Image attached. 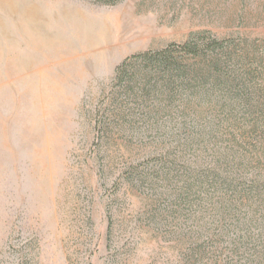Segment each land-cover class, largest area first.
Instances as JSON below:
<instances>
[{
    "label": "rangeland",
    "instance_id": "rangeland-1",
    "mask_svg": "<svg viewBox=\"0 0 264 264\" xmlns=\"http://www.w3.org/2000/svg\"><path fill=\"white\" fill-rule=\"evenodd\" d=\"M201 30L263 43L264 0H0V264H264V192L188 190L163 156L210 151L112 99L125 59Z\"/></svg>",
    "mask_w": 264,
    "mask_h": 264
},
{
    "label": "trees",
    "instance_id": "trees-1",
    "mask_svg": "<svg viewBox=\"0 0 264 264\" xmlns=\"http://www.w3.org/2000/svg\"><path fill=\"white\" fill-rule=\"evenodd\" d=\"M112 90L120 118L136 134L144 128L156 142L187 140L210 151V157L200 154L182 165L170 152L163 156L170 170L190 173L188 190L263 196L264 40L193 31L182 42L125 59L116 68ZM141 173L134 168L131 180L147 179Z\"/></svg>",
    "mask_w": 264,
    "mask_h": 264
}]
</instances>
